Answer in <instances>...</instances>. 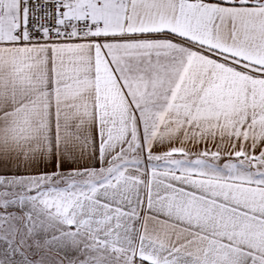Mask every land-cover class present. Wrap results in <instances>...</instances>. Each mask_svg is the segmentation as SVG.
<instances>
[{"label":"snow or ice","instance_id":"snow-or-ice-1","mask_svg":"<svg viewBox=\"0 0 264 264\" xmlns=\"http://www.w3.org/2000/svg\"><path fill=\"white\" fill-rule=\"evenodd\" d=\"M0 264H264V0H0Z\"/></svg>","mask_w":264,"mask_h":264}]
</instances>
